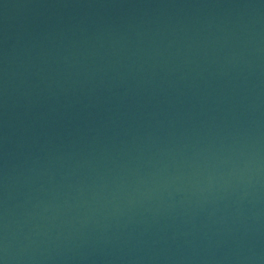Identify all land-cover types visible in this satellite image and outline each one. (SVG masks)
I'll return each instance as SVG.
<instances>
[{
	"label": "water",
	"instance_id": "water-1",
	"mask_svg": "<svg viewBox=\"0 0 264 264\" xmlns=\"http://www.w3.org/2000/svg\"><path fill=\"white\" fill-rule=\"evenodd\" d=\"M0 260L264 264V0H0Z\"/></svg>",
	"mask_w": 264,
	"mask_h": 264
}]
</instances>
